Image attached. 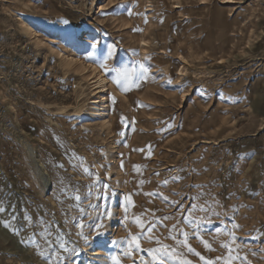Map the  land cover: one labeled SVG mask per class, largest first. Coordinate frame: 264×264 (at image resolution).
Returning <instances> with one entry per match:
<instances>
[{
  "label": "rangeland",
  "instance_id": "1",
  "mask_svg": "<svg viewBox=\"0 0 264 264\" xmlns=\"http://www.w3.org/2000/svg\"><path fill=\"white\" fill-rule=\"evenodd\" d=\"M221 1L128 0L104 7L96 0H0V199L15 206L18 218L16 234L3 226L8 214L0 218V264H46L49 249L39 236L37 249L29 240L32 229L20 227L25 212L33 223L52 222L53 240L57 229L71 233L65 239L76 252L62 253L71 264L85 256L88 264H112L114 255L132 264L122 250L129 233L140 231L135 218L155 222L191 203L222 214L197 212L204 221L199 232L216 249L206 251L192 236L197 252L223 253L228 237L215 235L223 219L228 227L240 225V255L264 264V0ZM124 17L127 23L120 22ZM109 50L106 67L98 70L116 88L109 86L107 96L120 113L108 118L117 127L111 135L92 116L103 112H94L95 75L84 69L86 62L99 66L98 57ZM71 59L75 63L67 65ZM141 64L149 69L145 81L137 79ZM114 80L132 86L125 92ZM81 161L94 176L84 173ZM97 180L109 185L100 199ZM75 186L81 197L92 190L95 209L89 200H74ZM146 193L167 196L176 206ZM80 207L89 212L86 225L103 224L99 234L84 228L87 242L74 226ZM176 223L163 221L146 235L172 245L164 238ZM141 246L157 245L145 236ZM92 248L102 257L89 255ZM139 255L151 260L146 251Z\"/></svg>",
  "mask_w": 264,
  "mask_h": 264
},
{
  "label": "snow or ice",
  "instance_id": "2",
  "mask_svg": "<svg viewBox=\"0 0 264 264\" xmlns=\"http://www.w3.org/2000/svg\"><path fill=\"white\" fill-rule=\"evenodd\" d=\"M129 15L132 13L129 12ZM145 22H147L145 20ZM67 24V21H64ZM139 30V29H137ZM95 48V45L92 46ZM111 50H109L107 56L102 60H97L96 62L99 64L101 68L106 67L107 59L111 57ZM87 59L95 60V57L90 54ZM149 69L144 67L143 64L140 65V72L137 77L140 81H145L147 79ZM123 91L127 92L130 90L132 86L131 82L129 86H125L121 84L119 80H114ZM149 150H151V146L149 145ZM60 167H63L60 165ZM76 167V165H73ZM80 167L83 168L85 174L89 176H94L95 173H92L89 168L83 167V162L81 161ZM136 171H139V168L136 167ZM158 176L159 173H156ZM110 179V177H109ZM174 180H178V178H174ZM169 181L165 180L164 185L166 186ZM97 186H99V192L96 194V199H100L103 197L104 192L109 188V185L105 183H100L98 180L96 182ZM143 185V181H141V186ZM202 187L200 186V194L203 195ZM94 193L90 189L84 197H81L79 194V186L74 187V200L76 202L82 201V199L89 200V208L95 209L97 206L91 204V198L93 197ZM146 195L150 196H160L165 202L171 204L173 207L176 206V202L169 201L167 196H162L159 193H146ZM194 200L196 198H193ZM6 204V198L0 199V218H3L5 214H8L7 219L3 220V226L5 228H12L13 233L16 234L18 229L13 228V223L17 221L16 209L15 206L12 204ZM213 204L217 207L224 208L225 205L218 204L215 199L213 200ZM212 209L211 215L216 218H220L222 214L219 211H215L213 205H209L207 207H198L196 203H191L187 208L181 205L177 208L176 213L172 216H162L159 218L158 221H147L144 222L143 214L139 217L135 218V223L139 227L140 231L133 235L129 233L130 239L125 240L123 243L127 245V248L122 250L123 256L132 260V264H193V261L188 258V255H193L199 258V262L201 264H252V262L248 259L247 255H240V253L244 250V242L241 238H238L236 232L240 231V225L236 223H231V227H228L227 222L221 219V223L224 224L223 229H218L215 235H224L228 237L227 242L221 243L220 248L224 251L222 254L212 257H206L201 255L200 252H197L189 243L190 237L195 236L200 239V242L203 244L204 249L208 252L216 251L213 248L212 244L208 241L204 240L202 234L199 232L201 224L204 222L203 219H197L196 214L199 211L200 213H204V218L208 217L209 210ZM80 213L82 214L79 219L74 221V226L80 231L76 233V235L87 242L88 237L84 234V228L87 226L92 231H97L98 229L103 227L102 223H88L85 224V218L89 215V212L83 208H79ZM125 213L128 212V208L125 207ZM150 210L145 209V213ZM105 215L110 216V213H105ZM155 216V213H153ZM24 223L20 225L21 228L27 230L29 228L32 229L33 235L29 237L31 243L35 245L37 249L41 247L40 242L36 239L37 236L43 241L44 246L49 249V256L46 258V264H65V260H68V264H71V258L66 257L62 253H75L76 248L73 247L69 249L68 244L69 240L65 239L66 236L70 237L71 233H64L60 230H56L55 232V239H52L53 236V223L50 221L40 220L37 223H33V219L29 216L26 212L22 217ZM99 219V217H97ZM169 219H177V223L173 224L171 229H169V235L164 239L174 241V244L169 245L163 243V241L154 235H146V233H152L153 228L157 226V224H162L163 221H167ZM229 219H234V216ZM209 222H211L209 220ZM67 223V221H66ZM189 226L190 231H185L184 227L182 226ZM167 227L166 225H163ZM42 229V231H41ZM97 234L99 232L97 231ZM148 239L149 242L154 240L155 244L157 245L151 249H143L141 246V238L145 237ZM114 246H119L121 244L120 241L113 240L111 242ZM54 245L56 247H54ZM186 250V251H185ZM146 251L148 255L151 257V260H146L145 257L139 255L141 252ZM264 251V250H262ZM43 255V253H41ZM252 255H256L255 252ZM112 264H121L120 255H114L111 258Z\"/></svg>",
  "mask_w": 264,
  "mask_h": 264
},
{
  "label": "bare ground",
  "instance_id": "3",
  "mask_svg": "<svg viewBox=\"0 0 264 264\" xmlns=\"http://www.w3.org/2000/svg\"><path fill=\"white\" fill-rule=\"evenodd\" d=\"M94 1L95 0H91V3L93 4ZM96 1L99 4L103 3L104 7L106 5H109V7H113L114 5L127 4L128 0H121L120 2H118L117 0H96ZM149 3H150L149 7L152 8L151 1H149ZM220 4L224 5V6L225 5H233V4H235V2H234V0H222L220 2ZM99 11H102L101 8L99 9ZM149 11H152V9L149 10ZM148 18L151 19V16H148ZM127 19L128 18L124 17V18H122V20L120 19V22L127 23L128 22ZM108 23H105V25H103V26H108L109 25ZM148 23H150V22H148ZM143 43H145V42H143ZM98 58H99V60H102V59H104V56H99ZM74 63L75 62H74L73 59L68 60L66 62L67 65H73ZM86 63H87L88 66H87V68H84V69L88 70V68L90 67V69H92V72L95 75V78L93 79V82L91 84L94 85L93 88H94V90L96 92V95H98V97L96 98V100L92 101L91 103H92V105H94V104H99V105L95 107V109L98 108V110H94V112H98V111H102L103 112V114L101 113V115L97 114V113H93L92 116L95 117V119L102 120L101 121V125L107 127V132L110 135L114 134L116 132V130H117V127H116V125H112V123H109L108 118L110 116H113V115L119 116L120 113H118L117 110L112 106V104H110L109 97H107V96H108L109 86L112 87V90L116 91L115 85L112 82L107 81V79L104 76V74H105L104 71L98 70V67H100V66H98L96 64H91L89 62H86ZM107 124H108V126H107ZM38 175L43 180L42 181L43 182V187L46 188L47 182H46V179H45V171H41L40 170ZM88 254L91 255V256H95V257H100V258L102 257V252L99 249H97V248H92L91 250L89 249V253ZM85 258H87V257L85 256ZM85 258H81L79 260V264H88L87 261L85 260Z\"/></svg>",
  "mask_w": 264,
  "mask_h": 264
}]
</instances>
